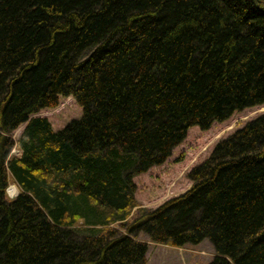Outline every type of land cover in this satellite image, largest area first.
<instances>
[{
  "label": "trees",
  "instance_id": "16d2710c",
  "mask_svg": "<svg viewBox=\"0 0 264 264\" xmlns=\"http://www.w3.org/2000/svg\"><path fill=\"white\" fill-rule=\"evenodd\" d=\"M66 97L82 116L56 131L37 115ZM256 106L264 0H0V264H148L141 233L264 264V114L127 222L136 176Z\"/></svg>",
  "mask_w": 264,
  "mask_h": 264
},
{
  "label": "rangeland",
  "instance_id": "374dc122",
  "mask_svg": "<svg viewBox=\"0 0 264 264\" xmlns=\"http://www.w3.org/2000/svg\"><path fill=\"white\" fill-rule=\"evenodd\" d=\"M262 114L264 106H256L236 112L224 122H215L207 130L200 127L190 128L185 140L174 149L172 156L164 164L135 177L136 206L127 217V222H131L141 210L156 209L166 201L187 192L193 184L188 174L211 155L219 142ZM37 116L47 118L54 130L58 131L70 121L79 119L82 108L73 97H66L61 99L57 108L42 110ZM23 129L24 125L12 134V138L17 140ZM19 153L18 148H15L13 154ZM12 186L17 189L15 195L11 193ZM7 194L9 198H15L19 194L13 180L9 183ZM110 227L118 229L120 224H112ZM138 239L148 243V264H210L215 255L209 241L195 246L174 247L153 243L143 233L138 235Z\"/></svg>",
  "mask_w": 264,
  "mask_h": 264
},
{
  "label": "bare ground",
  "instance_id": "6f19581e",
  "mask_svg": "<svg viewBox=\"0 0 264 264\" xmlns=\"http://www.w3.org/2000/svg\"><path fill=\"white\" fill-rule=\"evenodd\" d=\"M11 193L12 195H15L17 193V189L14 186H12Z\"/></svg>",
  "mask_w": 264,
  "mask_h": 264
}]
</instances>
